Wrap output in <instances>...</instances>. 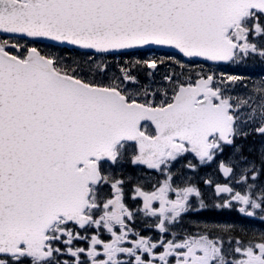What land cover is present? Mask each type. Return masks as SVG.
Here are the masks:
<instances>
[{"label": "snow or ice", "instance_id": "obj_1", "mask_svg": "<svg viewBox=\"0 0 264 264\" xmlns=\"http://www.w3.org/2000/svg\"><path fill=\"white\" fill-rule=\"evenodd\" d=\"M0 264H264V0H0Z\"/></svg>", "mask_w": 264, "mask_h": 264}]
</instances>
